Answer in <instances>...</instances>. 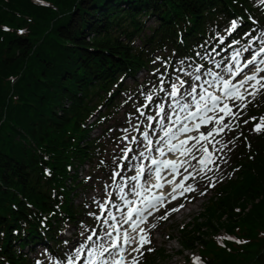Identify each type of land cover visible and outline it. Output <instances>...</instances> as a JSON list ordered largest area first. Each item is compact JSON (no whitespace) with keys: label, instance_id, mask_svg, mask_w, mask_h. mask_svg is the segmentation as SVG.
Here are the masks:
<instances>
[{"label":"trees","instance_id":"trees-1","mask_svg":"<svg viewBox=\"0 0 264 264\" xmlns=\"http://www.w3.org/2000/svg\"><path fill=\"white\" fill-rule=\"evenodd\" d=\"M254 3L0 0V264H39L35 244L55 254L63 223L85 217L72 203L86 182L75 171L85 160L99 164L124 80L156 70L159 59L198 61L253 35L264 20ZM234 22L218 46L215 34ZM259 107L248 108L251 117L264 113ZM256 122L242 126L235 178L206 204L203 222L179 230L183 251L198 252L202 264H264V125L254 132ZM221 231L230 238L224 248L210 238Z\"/></svg>","mask_w":264,"mask_h":264},{"label":"rangeland","instance_id":"rangeland-1","mask_svg":"<svg viewBox=\"0 0 264 264\" xmlns=\"http://www.w3.org/2000/svg\"><path fill=\"white\" fill-rule=\"evenodd\" d=\"M254 2V5L261 10L264 17V0H254ZM152 22H146V25H151ZM234 23L236 25V22ZM232 25L233 23L226 24L220 33L215 34L218 46L225 42V38L235 33L236 28H233ZM254 27L257 30L253 35L248 33L239 34V40H233L231 43L226 41V44L219 49L214 47L210 55L199 57L198 61L188 63L178 61L177 64L171 66V64L167 65L159 59L155 62L158 65L156 70H152V72L140 70L134 78L135 81L132 79L124 80L127 89L118 100L117 113H113V118H109V122L106 124L111 129L109 133H106L104 140L101 141L102 150L99 164L97 165L96 161L85 160L75 171L78 181L86 182L84 183L85 187L79 186L75 189L72 194V203L78 209L83 208L85 217L74 223H63L61 230L58 232L59 245L55 249V254L49 251L50 247L45 248L42 245L35 244L33 253L30 252V255L35 257L39 264H82V260H78L75 255L76 249L82 243L87 244V248L84 250L87 259L92 257L89 256L88 249H93L95 252L93 256L98 257V259L111 258L114 250L108 256L103 249L108 247L112 239L114 230L111 225L118 227L124 218L123 212L121 216L116 215L119 211H116L115 207L119 206L117 204L119 198L122 200L123 197L124 205L130 202L126 196L134 190L132 177H136L138 170L147 165L144 156L150 146L155 151L157 146V143L155 144L156 137H159L162 131L170 127L168 120L160 122L161 116L158 113L161 111V106L164 110L166 109L165 106H171L173 99L169 96L171 85L176 84L179 86L181 81H185L184 87L180 88V92L183 93L186 90L190 91L193 83L200 85L204 83V80H213L216 74L218 76L227 75L231 70H228L229 57L234 52L239 51L240 54L249 52L250 57L254 53L252 46L256 45L257 42V45L260 46L264 43V37L262 36L264 35V20L262 24L255 23ZM136 43L140 44L139 39L136 40ZM217 50H219L218 53ZM235 55L238 56V53ZM196 69L200 71L197 72ZM209 73H212V75H209ZM195 75H200L201 80L194 81L193 77ZM262 77H264V73L258 79ZM206 87L212 86L203 85V88ZM247 89L245 95L255 93V95L248 96L245 100L248 107L252 109L260 106L258 109H263L264 79H260L255 87L249 86ZM240 104L241 101L239 100L233 106H229L233 109L232 112L236 114L235 117L232 115L224 116V113L221 115L224 116V123L231 122L229 130L227 129L223 133L218 131V134L213 133V136L209 137L208 140L201 139V143L196 145V149L192 150L189 157L191 162L188 163V166L193 167L194 165L195 170L192 168L191 172H195V175L192 176L191 184H186L185 187L191 185L194 190L183 191L185 196L183 199L170 205L163 212L153 213L147 221L148 224L139 228L135 242L130 246L128 245L129 251L126 264H148L152 259H155L152 264H193V258L199 257V253L196 251H183L179 245L181 237L179 230L187 224L203 222L202 213L206 204L216 200V196L226 180L235 178L239 167L233 165L234 156L237 154L239 147L237 141L240 139L242 126L244 124L245 127L253 125L256 118H258V121L250 130L257 132L254 130L256 126L259 125L261 128L264 125V114L262 112L259 111L256 118L251 117L247 106L246 108L239 107ZM166 110L168 111V109ZM213 127L219 128L217 125ZM212 128L203 129L191 136L197 135V138H200V133L206 134ZM175 131L174 134H176ZM90 135L92 138L98 137L101 135V129H92ZM145 136H147V139ZM209 140H211V143L208 142ZM201 145L207 149L206 152L204 150L197 151V149H201ZM141 153H143V156ZM193 154L198 159L201 157L206 158L203 170H201L202 166L197 163V160L192 159ZM189 173H185L184 176ZM99 205H103V209ZM180 205H183V207H180ZM174 208L179 210L172 211ZM166 214V219H160ZM114 215L115 217H113ZM140 229H143L144 232L141 233ZM109 232L111 236L106 235ZM89 235L93 236L92 241H87L86 238ZM145 235L150 243L143 244L139 252L132 251L133 248L140 246L141 237ZM210 238L216 241L221 248L227 246L225 245L226 241H230L225 239L227 235L222 231L217 234V239L212 235H210ZM106 239L108 244L105 245ZM158 250L166 251L169 256L165 254L164 257H160Z\"/></svg>","mask_w":264,"mask_h":264},{"label":"snow or ice","instance_id":"snow-or-ice-1","mask_svg":"<svg viewBox=\"0 0 264 264\" xmlns=\"http://www.w3.org/2000/svg\"><path fill=\"white\" fill-rule=\"evenodd\" d=\"M233 28H235V23H233ZM6 30V29H5ZM260 51H264V49H261ZM260 56V52H256L252 55L251 59L247 60L245 63V67H248L249 65H255V72L252 75H247L245 78L240 79L239 81H237L236 84H230V81L227 80H222L219 77H216V80L218 83L223 84L224 87V92L222 93L223 97H226L228 99L233 100V102H235L236 100H241L243 101L245 99V97L243 96V93H239V89L245 88V85H249V81H256V83L258 84L260 82V79H264V77L259 78V73L260 72H264V67H261L260 65H264V59H260L259 63L257 64V57ZM235 59V57L233 58ZM197 72H199V69H196ZM209 75H212V73H209ZM234 76L239 75V71H237L236 73H233ZM194 81H200L201 80V76L200 75H195L193 77ZM185 81H181L180 85L177 86L176 84H172L171 85V91L169 93V96L171 98H173L176 101V106L179 108L180 111L185 112L186 115L184 116V120L185 121H191L194 119H198L200 124H208V123H212L214 122L215 125L219 126V128L217 129V127H213L211 130H209L206 134L205 133H200V138H196V137H187L186 140L181 141V143L179 145H173L171 143H169L168 147H169V151H179L180 148L184 147V145H186L188 143V141L191 140H195V143L192 144L190 147L187 148L186 152L181 153L182 155H186V154H190L192 153L193 149H196V145L201 143V139L203 140H208L209 137L213 136V133H217L218 131L222 132L225 128H229L230 127V121L229 123L225 124L224 121V116H228V115H232L233 117H235V113L232 112L231 107H229V105L227 103L223 104L222 107H220L219 109L217 108V106L219 104H221V96H216L213 95L211 92H208L207 89L203 88V84L197 85L196 83H193L191 85V90L190 91H184L183 93L180 92V88H183L185 85ZM204 84H209V86H212V82L208 81V80H204ZM250 87H255V85H249ZM198 88L201 89V91H198ZM247 89H245L246 91ZM250 95H255V93H249ZM177 97H179V99H177ZM149 99H151V97H149ZM210 101V103H209ZM246 107V104L244 105ZM195 109L194 111L192 109ZM161 111H163V107L161 106ZM217 111L219 112H223L224 116H209L207 115V113L212 112V113H216ZM143 114V113H142ZM167 119L169 121L172 120L171 116H167ZM177 122H180V117L177 116ZM200 124H197L194 128L193 127H189V124L184 123L182 124V126L177 130L178 133L183 134V133H187L189 131H198L199 130V126ZM256 131H260L261 128L259 125L256 126V128L254 129ZM169 133L166 132L165 135L167 136ZM145 138L147 139V136H145ZM175 138V134L172 136V139ZM209 143H211V140L208 141ZM149 143H151V141H149ZM159 150V149H158ZM200 150H204L205 152L207 151V149L201 145V149H197V151ZM161 152V155H164L162 150H159ZM141 155L143 156V153H141ZM192 159L197 160V163H199L202 167L201 170H203V166L205 165V159L204 157L201 158H197L194 154L192 155ZM184 163H187V161L185 162H177L174 160H164V161H156L153 160L152 164L153 165H157L155 172H156V176L159 177L160 176V164H163L165 168H169L171 169L172 173H176L178 171L179 167H183ZM185 172H187V168L184 169ZM143 172V169H139L138 170V175ZM117 175H119L117 173ZM189 176H191V173H189ZM189 176H184V179L180 181L179 184H177L171 193H169L168 195L172 196L173 199H175V195L174 193L176 192L177 188H182L183 191H189V190H194L191 188V185H188L187 187H184V180H187L189 178ZM132 179H136V177H132ZM147 182V181H146ZM172 181H169V183H171ZM162 185H160L159 183H157L156 185H154V187H161ZM136 195H140V193H135ZM203 194V193H201ZM162 197L160 196H154L152 198H145L144 200V208L137 210V209H132L129 211V214L127 216V219L125 220V223H127L128 221H131L133 219L132 217V212L135 211L139 217V219L142 221L144 220V216H143V212L144 211H148L149 209H151L152 207H155L156 204L161 203L162 202ZM127 203V202H126ZM99 207L101 209H103V205H99ZM180 207H183V205H180ZM178 208H174L172 209V211H178ZM149 214H151L149 212ZM98 218V217H97ZM167 218V214L163 217H160V219H166ZM111 227L113 229H115V225H111ZM153 227H155L153 225ZM132 231H136V225H133ZM140 232L143 233L144 230L140 229ZM93 235H95V233H93ZM106 235L111 236V233H106ZM87 241H92L93 236L89 235L87 236ZM225 239H230V238H225ZM135 242V237H131L128 236L127 234L125 235L124 238V244L126 245H131L132 243ZM237 243H240V241H236ZM145 243H150V240L147 239V236H142L141 237V242H140V246L137 248H133L132 251H136L139 252L140 247H143V244ZM113 248H116L117 245L115 244V242L112 244ZM87 248V244L82 243L80 245L79 248L76 249V256H79V254L84 251ZM103 251H108L107 248H104ZM149 251H151V249H149ZM88 254L89 256H93L95 255V252L93 249H88ZM102 254V253H101ZM84 264H94V262L91 259H87L84 261ZM105 264H107V262H105ZM193 264H200V258L199 257H195L193 258Z\"/></svg>","mask_w":264,"mask_h":264},{"label":"bare ground","instance_id":"bare-ground-1","mask_svg":"<svg viewBox=\"0 0 264 264\" xmlns=\"http://www.w3.org/2000/svg\"><path fill=\"white\" fill-rule=\"evenodd\" d=\"M262 36L264 37V35H262ZM261 49H264V43L258 49V51L260 52V56H264V51H260ZM244 54H245V52L241 56L235 57V59H233L234 57H231L230 60L228 61V63H229L228 70L232 69L233 72H237V71H242L243 69H245L246 67L244 65H245L247 59L244 58ZM259 60L260 59H257V64L259 63ZM260 66L262 67L264 65H260ZM253 73L254 72H252V73H248L247 72L246 76L247 75H252ZM216 77L220 78L221 75L218 76V74H216V76H215V78L213 80H209L208 79V81L214 83V82L217 81ZM221 79L230 81V84H233V85L236 84L237 81L240 80V79H235V76H232V73H230L227 76L222 77ZM252 82L249 81V85H255V81H254V83H252ZM249 85H245V88L239 89L238 94L239 93H243V95H244L245 92L248 91L247 86H249ZM216 88L219 89L218 93H220L221 95H219L218 93H212L211 89H207V91L211 92L213 95L221 96V99H223L224 103H227L230 106H232L233 104H235L238 101V100H236L235 102H233V100L228 99L226 97H223V95H222V93L224 92L223 84L216 82V84L214 85V87H212V89H216ZM245 89H247V90L245 91ZM198 90H200V88H198ZM178 98L179 97H177V99ZM209 103H210V101H209ZM220 107H222V106L221 105L217 106L218 109ZM165 108L168 109V111L166 109L165 110L163 109V111H160V113H158V115L161 116L160 122L162 120H168L167 116L174 117L175 121H177V116L180 117L183 114V112L180 111L179 108L176 106V101L174 99H172L171 106H169V107L165 106ZM192 110L194 111L195 109L193 108ZM222 113L223 112H219V111H217L216 113L209 112V113H207V115H209V116H220V115H222ZM160 122H158V123H160ZM187 124H189V127H193L194 128L197 124H200V122H199L198 119H194V120L188 121ZM200 125H201V127L203 129H205V128H210V127L212 128L215 125V123L212 122V123H208L206 125L205 124H200ZM170 126L172 127L171 124H170ZM168 133L169 134L167 136L164 134L161 137L160 136L156 137V142L159 145H162V146L166 145V141L165 140H167L169 138H172V136H173L172 135V131H169ZM191 137H196L197 138V135H193ZM186 139L187 138L182 136V135L179 136L178 139H176V137H175L172 140V144L173 145H179L181 143V141H184ZM194 141L195 140L188 141V143L186 145H184V147L180 148L179 151H174V154L177 155L176 156V161L178 163L179 162H185V160L190 157L191 153L190 154H186V155H182L181 153L186 152L187 148L190 147L192 144H194ZM150 155H152V148H150L148 150V152H147V156L150 157ZM156 157H158V156L156 155ZM155 160L157 161L158 158H156ZM189 162H191L190 158L187 160V163H184L183 167H179L178 168V171H179L178 178L179 179H180V177L183 174L191 172L192 168L194 169V165H193V167L191 165L188 166ZM185 168H187V172L184 171ZM194 173L195 172H191V176L188 175L189 178L187 180H184V184H191L192 176L195 175ZM135 180L138 181L137 182V184H138L137 188L135 190H132L126 196V198L128 200H133V205L131 207H128V208L122 207V205L124 204L123 197H122V200H120V198H119L118 199L119 202H117V204H119L118 211H121L123 213L125 211H127L125 213L129 214V211L132 210V209H137V210L143 209L144 208V200H145L146 197L149 198V199L154 197V196H160V197L165 196L166 198L172 197V196H170L168 194L172 192L173 188L177 185L176 183L179 181V180L178 181L177 180L176 181H172L173 178L171 176H165L163 179H160V176L159 177L156 176V172H155V167L154 166L153 167L146 166L142 176L141 177L140 176L136 177ZM169 181H172L174 183H172V182L169 183ZM157 183H159L162 186L159 187V188L154 187V185H156ZM181 189L182 188H177V190L174 193V195H176V193L180 192ZM137 192L140 193V195H136L135 193H137ZM154 208L155 207H152L148 211L153 210ZM148 211H144V213L148 212ZM132 214L134 215L133 223H131L129 226L127 225V227L125 226V223L122 224L121 227H120V230L124 229V231H123L124 236L127 234L128 236H131V237H138L137 231L143 225L142 223H143L144 220L141 221L135 211H133ZM144 219H146V218H144ZM134 224L136 225V231H132V228H133ZM115 229H117V227ZM120 238H121L120 235L119 234L117 235L115 233L113 235V239L111 241L115 242V244H116L119 240H121ZM106 242H107V239L105 240V245L107 244ZM112 251L113 250L112 249L110 250V247H109L108 251H106L107 255H110L112 253ZM77 259L78 260H82V264H84V261L87 260L86 253L84 251L81 252L80 256L79 257L77 256ZM90 259H93L96 262L98 261V257H96V256H92Z\"/></svg>","mask_w":264,"mask_h":264}]
</instances>
